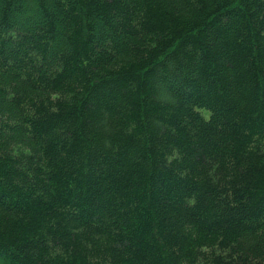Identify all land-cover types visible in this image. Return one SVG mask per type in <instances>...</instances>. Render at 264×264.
<instances>
[{
	"label": "trees",
	"instance_id": "trees-1",
	"mask_svg": "<svg viewBox=\"0 0 264 264\" xmlns=\"http://www.w3.org/2000/svg\"><path fill=\"white\" fill-rule=\"evenodd\" d=\"M1 264H264V0H0Z\"/></svg>",
	"mask_w": 264,
	"mask_h": 264
},
{
	"label": "rangeland",
	"instance_id": "rangeland-1",
	"mask_svg": "<svg viewBox=\"0 0 264 264\" xmlns=\"http://www.w3.org/2000/svg\"><path fill=\"white\" fill-rule=\"evenodd\" d=\"M1 264V263H0Z\"/></svg>",
	"mask_w": 264,
	"mask_h": 264
}]
</instances>
